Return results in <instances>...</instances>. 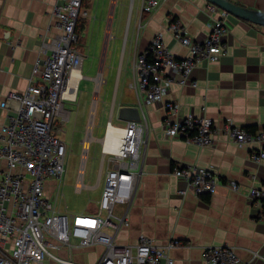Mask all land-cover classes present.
Here are the masks:
<instances>
[{
	"label": "crops",
	"instance_id": "obj_1",
	"mask_svg": "<svg viewBox=\"0 0 264 264\" xmlns=\"http://www.w3.org/2000/svg\"><path fill=\"white\" fill-rule=\"evenodd\" d=\"M56 1L0 0V100L11 91L22 92L28 87L43 41H50L57 31L52 17ZM230 1L264 10V0ZM142 3L143 0H91L89 3L85 0L83 11L86 14L82 15L84 26L80 31V42L84 32L93 31L85 46L94 55L91 65H97V75L102 76L98 85L97 75L93 77L95 88L87 130L90 122L92 125L95 122L106 63L117 69L116 93L124 75L119 101L115 103L114 94L108 120L113 121L115 114L117 121L125 125L128 120L120 118L119 108L140 106L141 116L146 117L149 124L143 173L128 213V223L119 230L116 240L120 244L136 243L142 234L157 243H165L170 238L183 240L186 244L170 251L174 264H206L204 248L220 244L236 248L239 264H264V210L255 207L247 193L249 185H264V158L258 162L253 157L264 147V142L238 145L225 131L227 122L248 130L264 128V25L230 13L226 52L222 57L195 67L192 83L185 86L173 83L166 100L177 101L182 115H207L215 122L214 144L200 146L165 135L164 109L142 102L138 94L136 59L157 35L176 55H186L187 48L169 29L171 19H177L189 34L199 37L208 31V21L217 13L211 10L209 0H162L147 14L142 13ZM118 11L120 34L116 31L112 34ZM111 41L114 42L112 51ZM87 56L84 55L82 73ZM130 67L132 78L128 80ZM68 111L70 120L72 111ZM12 113V109L0 107V126L9 122ZM62 137L65 140V136ZM184 164L214 170L221 184L212 194L196 195L192 191L181 194L180 189L187 187V181L175 175L174 169ZM4 165L5 162L0 161V167ZM250 173H256L258 180L253 182L248 176ZM229 180L237 182L239 189L225 185ZM55 184V179L48 180V194L53 193ZM90 203L83 212L95 210L94 202ZM59 205L61 211L78 212L66 203ZM125 207L126 204L117 203L115 212L121 214ZM73 241L72 249L61 247L56 252L82 263L99 260L103 252L101 244L85 248L77 244V239ZM45 264L61 263L47 259Z\"/></svg>",
	"mask_w": 264,
	"mask_h": 264
},
{
	"label": "built area",
	"instance_id": "obj_2",
	"mask_svg": "<svg viewBox=\"0 0 264 264\" xmlns=\"http://www.w3.org/2000/svg\"><path fill=\"white\" fill-rule=\"evenodd\" d=\"M161 1L143 0L142 13L154 11ZM82 7L83 0L56 1L52 17L57 31L50 41H43L28 87L22 92L11 91L0 100V107L14 112L9 122L0 126V161L5 162L0 167V264H45L47 259L61 264H174L170 251L186 244L183 240L170 238L165 243H157L145 234L140 235L136 243L120 244L116 240L119 230L128 223V213L143 173L145 134L149 129L146 117L128 120L125 125L113 124L112 120L106 122L99 139L102 155L94 185L84 181L89 150L95 139L94 123L90 122L81 140L75 191L97 187L103 182L100 197L92 203L95 210H60L68 152L60 125L69 119L65 104L78 102L83 77L84 54L78 48L80 35L77 31L79 18L86 14ZM211 10L217 15L208 21V31L199 37L189 34L177 19H171L169 29L187 48L186 55H176L157 35L136 59L138 94L142 102L164 109L165 135L200 146L214 144V120L207 115H182L180 104L166 98L173 83L182 86L192 83L195 67L204 61L219 60L226 52L225 35L230 13L215 4ZM99 75L95 77L97 85ZM110 128L116 130V134ZM225 131L238 145L264 142V128L253 132L227 122ZM110 132L111 140L107 143ZM253 157L261 161L264 147L261 146ZM174 174L187 181V187L180 189L183 195L188 191L196 195L212 194L221 184L214 170L196 165H180L174 169ZM248 176L253 182L258 180L256 173ZM50 179L56 180L52 194L46 191ZM225 185L239 189L235 181H226ZM247 193L251 203L264 210V185H249ZM117 203L126 204L121 214L115 212ZM73 239L85 248L101 244L103 252L99 260L82 263L56 252L61 247L72 249ZM204 253L206 264L240 263L236 248L228 244L208 245Z\"/></svg>",
	"mask_w": 264,
	"mask_h": 264
},
{
	"label": "rangeland",
	"instance_id": "obj_3",
	"mask_svg": "<svg viewBox=\"0 0 264 264\" xmlns=\"http://www.w3.org/2000/svg\"><path fill=\"white\" fill-rule=\"evenodd\" d=\"M91 0H88V3ZM124 1V0H121ZM84 9V7H82ZM114 27L112 34H115V31L118 32L119 26V11L116 14V18L114 19ZM92 29L88 33H83L82 41L79 43V50H83L84 55H88L86 57V62L83 66V74L84 78L81 80L79 86L78 93V102L70 103L67 102L65 104V108L67 110L72 111L71 119L65 123H61V136H65V141L68 146V152L65 161V173L63 177V200L61 203L68 204L70 209L78 210V212H83V208H85L88 203L97 201L100 196L101 187L103 182L101 183V187L98 186L96 188L86 189L83 191L77 192L75 191V183L78 179L79 168L81 163V154H82V138L85 137L87 131V124L90 109L93 101V93L95 82L93 80L94 75H97V65L92 66V58L94 55L89 52V47H86L85 44L89 42L90 36L92 34ZM119 33V32H118ZM120 34V33H119ZM85 38V39H84ZM119 41V39L117 40ZM113 41H111L110 48L112 51ZM91 56V57H90ZM109 62V61H108ZM106 70L103 74L104 82L102 83V87L100 90V97L96 107V116L94 122L93 134L97 137H101L104 133L105 124L110 117L112 103L115 97V103L119 101V94H121V90L123 88V78L122 74L121 80L118 84V89L116 93V81H117V69L113 66V68L109 67V64L106 63ZM126 68V67H125ZM127 79L132 78L131 67L128 68ZM114 124L122 125L124 123L117 121V116L114 114L113 121ZM256 131V130H255ZM101 141L99 139L92 140L91 147L89 150V158L85 168V183L88 185H92L96 182L100 160H101ZM83 209V210H82Z\"/></svg>",
	"mask_w": 264,
	"mask_h": 264
},
{
	"label": "water",
	"instance_id": "obj_4",
	"mask_svg": "<svg viewBox=\"0 0 264 264\" xmlns=\"http://www.w3.org/2000/svg\"><path fill=\"white\" fill-rule=\"evenodd\" d=\"M212 4L251 22L264 25V10H258L239 5L230 0H209ZM119 116L124 120H140V106H122L119 108Z\"/></svg>",
	"mask_w": 264,
	"mask_h": 264
},
{
	"label": "bare ground",
	"instance_id": "obj_5",
	"mask_svg": "<svg viewBox=\"0 0 264 264\" xmlns=\"http://www.w3.org/2000/svg\"><path fill=\"white\" fill-rule=\"evenodd\" d=\"M75 79H76V73H74V76H73V81H75ZM99 79H100V81H101V79H102V76H101V74L99 75ZM96 100H97V97H95V99H94V105L96 106ZM95 106H94V108H93V111H92V117H94V113H95ZM110 130H111V132L113 133V134H116V130H114V129H112V128H110ZM109 133V136H108V140H107V143H109L110 142V140H111V136H112V133ZM115 136H117V135H115ZM235 190V189H234Z\"/></svg>",
	"mask_w": 264,
	"mask_h": 264
},
{
	"label": "trees",
	"instance_id": "obj_6",
	"mask_svg": "<svg viewBox=\"0 0 264 264\" xmlns=\"http://www.w3.org/2000/svg\"><path fill=\"white\" fill-rule=\"evenodd\" d=\"M84 1L85 0H83V4H84ZM83 18L82 17H80L79 18V20H78V24H77V31H78V33H79V35H80V31H81V29L83 28V26H84V23H83ZM250 131H255V130H250ZM203 195V194H202Z\"/></svg>",
	"mask_w": 264,
	"mask_h": 264
}]
</instances>
